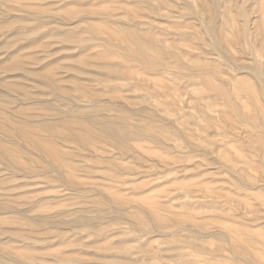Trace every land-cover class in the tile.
Segmentation results:
<instances>
[{"label": "rangeland", "instance_id": "374dc122", "mask_svg": "<svg viewBox=\"0 0 264 264\" xmlns=\"http://www.w3.org/2000/svg\"><path fill=\"white\" fill-rule=\"evenodd\" d=\"M191 2L190 6H184L180 0H0V11H3L0 16L1 18L4 17L0 18V83L2 82L0 90L7 92L9 95H18L20 98L17 99L18 101L16 99L10 101L0 95V100L7 102L10 110L17 109L19 101L26 100L25 95H19L16 90L11 88L12 83H23L25 87L27 85L33 87L26 90L36 94V104L21 107L25 115L36 114L33 115L36 117L30 118L36 119V121L55 115V108L62 110L64 113L71 109V105L59 95L70 97L77 103L80 101L78 103L80 105H88L93 99L89 97L88 100V97L84 98L82 95L83 92H90L92 98L107 101L106 104L102 103V106L113 103L124 109L131 108L135 110L150 106L151 108H148L151 111L144 113L143 117L140 118L133 119L126 113L125 115L128 116L125 117L126 123L144 126L148 134L153 131H150L149 125L159 126L161 124L162 128L159 126L161 129L158 130V137L162 138V142L167 140L166 138L170 139L163 142L166 145H160L150 139L140 138L132 144L138 162L114 160V164L105 163V166L104 162H102V166L101 161L95 159L97 157L94 155L93 158H95L91 157V159L90 152L88 153L74 142H69V147L63 148V150L76 153V157L72 159L76 160L79 166L90 168L94 164L93 166H97L98 169H95V171H98L96 174L77 175L76 182L80 184L78 187L84 191L76 194L70 192L64 185H53L51 183L58 179V174L49 165L50 158H47L48 156L46 157L38 151H36L35 156L28 145L24 147L25 149L21 146L14 148L11 146L14 149L15 157H20L21 152L19 151L21 150L22 153H25L20 158L22 164L27 162V165L33 166L35 164L27 159L28 155L36 160L37 173L34 178L28 174L9 177L3 174V176H0L2 185L3 181H7L8 183L4 182L3 186L8 190H12V192L14 191L13 193L17 196L14 201L12 200V203L17 206L16 209L19 211V213L0 214V225L6 227L11 234L22 235L21 238L13 235L0 236V253L11 251L14 255L16 254L15 259H12L11 262L0 261V264H14L13 262L17 258L22 263L26 262L24 264H57L54 261L56 257L102 264H113L114 262H121L120 264H178V262L179 264H248L249 261H254L255 264H264V128L260 124L258 112L261 111L260 107L264 105L262 104L264 93H261V84L254 73L257 72L264 81V0H216V2L214 0L210 6L214 8H211L212 13L217 12L215 17H212L211 13L205 12L198 5L199 1L191 0ZM151 4L158 7L159 11L151 9ZM196 12L197 14H195ZM238 14L242 15V18L238 17ZM227 15H229V21L236 20L238 29L244 30L240 23L245 17V19L251 21L249 39L245 41L237 39L236 50H232L237 65L247 68L246 72L243 71L238 77H244L243 80L249 84L250 82L253 85L256 83V86L251 84L253 91L251 89L246 90V92L240 91L239 100L237 101L238 106H242L239 111L240 117L231 108L232 106L227 102V98L216 97L214 92L210 91L214 88L213 86L223 84L224 87L229 89L230 85L227 79L234 75L227 61L230 52L228 45L226 46L225 42H221L220 48L222 49L218 51L219 54L217 51L215 53L210 47L212 42L205 32V26L215 25L216 30L217 27L221 29L220 32L217 30L218 33H222L223 29L220 25L226 22V20H223L227 19ZM107 16H110L113 22L120 21L123 24L127 22L125 24L134 25L135 30H138L136 32L137 38L145 41L140 45L143 48H140L142 50L145 48L148 53H146L147 56L153 59V62L158 60L162 61L163 64L166 63L168 71L158 74L154 72V74L145 70L138 62H134V59L132 60L130 57V53L123 50L129 46V43L123 38L118 27L112 26L111 20ZM111 31L115 32L118 37L115 35L110 36ZM65 34L83 41L84 48L71 47V50H67L66 48H70L71 45H64L58 39ZM222 34L229 37L226 32ZM148 35H150V38ZM147 39H152L153 44L149 46ZM156 41L159 44L157 46ZM111 42H114L115 45ZM138 42L141 43V41ZM170 46L173 47L170 48ZM160 48L164 50L161 51ZM163 54L165 55L164 58ZM15 60L25 62L23 68L36 72V76H24L21 71L16 70V72L6 71L15 68L13 64ZM201 61L206 67L208 66L207 70L210 71L208 74H204V77L207 76L208 79L204 78L203 74L198 75L193 71ZM106 62L110 65H107ZM99 63L104 65H102V70ZM181 63L186 67L180 65ZM105 66L106 68H104ZM109 66L118 71L108 73L106 69ZM256 67L259 68L255 70ZM97 69H100V71ZM90 72L93 73L90 74ZM211 72H218V77L213 79ZM123 74L131 75L133 80L117 81L119 75ZM14 76L18 77V80L11 78ZM250 76L251 79H249ZM50 79L56 80L61 90L51 88L48 85ZM217 80L222 84H219ZM136 84H138V87ZM256 87L257 91H255ZM203 91L206 92L205 95L202 94ZM248 91L251 95L248 94ZM139 94L141 95L139 96ZM254 98L255 100H253ZM155 101L165 104L163 106L159 104V107L164 109V113L157 110ZM209 102L214 104H209ZM106 107L104 111L100 112L105 117L109 116L107 118H110V116L117 114L109 106ZM154 107L156 111H154ZM242 108L244 109L242 110ZM198 111L202 115L200 118L198 117ZM67 119H71V117H67ZM132 120H134V123H132ZM167 122L172 123L171 125L174 126V130L172 129L174 135L171 134ZM182 126L186 130L183 131ZM187 129L191 130V133H188ZM36 133L43 137L48 136V132L37 125ZM182 133L189 147L185 146L183 140L179 139ZM5 145L8 146V143H5ZM191 147L196 149L193 151ZM109 150L112 152L105 154V156H111L115 153L111 148ZM77 152L81 156H85L77 157ZM205 152H208L209 157L205 156ZM258 152L262 155H259ZM111 165L117 170L131 167L135 169L138 175L131 178L126 177L127 179L121 177L113 181L105 176L117 171ZM2 168L6 167L0 163V169ZM55 168L58 169V172H63L61 168ZM234 170L241 172L242 179H244H241L242 183L237 181L233 173ZM100 171L102 174H100ZM141 172H144V175L140 174ZM252 181H256L255 184ZM121 198L123 199L120 206L122 211H116V209L112 211L116 206V200ZM153 203L166 207L163 209L164 211L162 210L163 214L164 212L166 214L169 209L168 212L172 215H170L171 219L175 220V223H170L167 227L151 224L153 218L149 216V208ZM98 208L108 212L103 218L97 219L96 229L99 230V233L92 234L79 227L72 228L68 226L80 215L95 218ZM193 209L195 212L197 210L196 214ZM215 211L217 214H215ZM28 217H36L37 219L51 217L55 224L53 222L51 225L36 226L34 229L26 226L16 228L17 221L22 224L24 219ZM165 217L167 218L168 214ZM210 219L215 220L216 224ZM206 223L208 224L206 225ZM221 223L225 226L220 225ZM231 226L233 227L231 228ZM240 227L247 228L242 230ZM248 228L254 230L250 232ZM222 231L228 234L225 235ZM198 233H200L199 235L206 234L205 236H199ZM236 233L240 234L236 235ZM236 236L243 240V244H246L245 247L239 248L234 244L232 240L237 238ZM245 236H248V238H245ZM27 237L28 239H26ZM247 239L254 240H252V243H248ZM261 247L262 249L258 250ZM253 249L257 250L254 251ZM244 251H247L248 254ZM262 252L263 255L261 256ZM252 255L256 258L254 259ZM25 257L29 259L27 260ZM180 261L185 262L181 263Z\"/></svg>", "mask_w": 264, "mask_h": 264}, {"label": "bare ground", "instance_id": "6f19581e", "mask_svg": "<svg viewBox=\"0 0 264 264\" xmlns=\"http://www.w3.org/2000/svg\"><path fill=\"white\" fill-rule=\"evenodd\" d=\"M86 1V0H85ZM154 1V0H153ZM167 1V0H166ZM181 3L184 5V6H190V2L191 0H180ZM193 1V0H192ZM196 1H199L200 3L198 5L201 6V8L207 12L208 14L211 13L210 15H212V17H215L217 12H211V3H213L214 0H196ZM64 2V1H63ZM146 2V1H145ZM161 2V1H160ZM163 2V1H162ZM195 2V1H194ZM216 2V0H215ZM234 2V1H233ZM192 3V2H191ZM152 5V4H151ZM160 5V4H159ZM162 5V4H161ZM169 5V4H168ZM193 5V4H192ZM158 6V5H156ZM173 6V5H172ZM216 6V5H215ZM213 6V7H215ZM151 9L153 10H156L157 12L159 11L157 8L158 7H154L153 5L150 6ZM166 7V5H165ZM19 8V7H18ZM161 8V7H160ZM220 8V6H219ZM233 8V7H232ZM236 8V7H235ZM146 9V8H145ZM187 9V8H186ZM189 9V8H188ZM198 9V8H197ZM214 9V8H212ZM218 9V7H217ZM193 10V9H192ZM216 10V9H215ZM213 10V11H215ZM224 10V9H223ZM222 10V11H223ZM225 11V10H224ZM6 12V11H5ZM150 12H152V10H150ZM156 12V14H157ZM168 12V11H167ZM243 12V11H242ZM246 12V10H245ZM3 13V11L1 10L0 11V15ZM228 13V11H227ZM244 13V12H243ZM173 14V13H172ZM197 14V12L195 13ZM231 14V12H230ZM5 15V14H4ZM193 15V14H192ZM236 15V14H235ZM11 16V15H10ZM197 16V15H196ZM200 16V15H199ZM22 17V15H21ZM118 17V16H117ZM160 17V16H159ZM180 17V16H178ZM201 17V16H200ZM219 17V15H218ZM217 17V19H218ZM222 17H224L222 15ZM232 17V16H231ZM235 17V16H234ZM238 17L242 18V15L238 14ZM1 18V16H0ZM4 18V17H2ZM1 18V19H2ZM17 18V17H16ZM24 18V17H23ZM32 18H35V17H32ZM85 18V17H84ZM83 18V20H84ZM108 19L111 20V17L110 16H107ZM203 18V17H202ZM246 18V17H245ZM242 19L240 23V25L242 27H244V30L242 29H238L237 25H236V20H232V21H229V15H227V19H224L223 21L226 20V22H224L223 24L220 25V27L223 29L222 30V33L223 32H226L229 37L227 36H224L222 33H218V31L220 32L221 29H218L217 27V30L215 28V25H207L205 26V32L209 38V40L212 42L210 47L212 48V50L216 53H218V51L222 48L221 47V42H225L226 46L228 45V48L230 49V52L228 53V57H227V61H228V64H229V68L231 69V72L234 74V75H231L230 77H228L227 81H228V84L230 85V88H226L224 87V84L223 85H218V86H213L214 88L210 91H213L214 92V95L216 97H220V98H227V102H229V104L232 106H230L231 108H233L234 112H236V114L238 113L239 115V111L241 110V107L242 106H238V100H239V96H240V91L242 92H246V90L248 89H251L253 91V87L251 86V82L250 84L243 80V78H240L238 77V75L240 73H242L243 71L246 72V67H241V65H237V62H236V59H235V55L233 54V51L232 50H236V41L237 39H242V41L244 40H247L249 39V35H250V25H251V21L250 20H247V19ZM7 19V18H6ZM10 19V18H9ZM30 19V18H29ZM200 19V18H199ZM16 20V19H15ZM79 20V19H78ZM82 20V19H81ZM104 20V19H103ZM109 20V21H110ZM161 20V19H160ZM208 20V19H207ZM219 20V19H218ZM217 20V21H218ZM108 21V20H107ZM131 21V20H130ZM222 21V22H223ZM258 21V20H257ZM216 22V21H215ZM213 22V23H215ZM239 22V21H238ZM254 22V21H253ZM68 23V22H67ZM110 23L112 24V26L114 27H118V30L121 32L123 38L129 43V46L124 48L123 50L126 51V52H129L130 53V57L131 59L135 62H138V64H140L145 70H148L150 71L151 73H163V72H166L168 71L167 70V66L165 64L162 63V61H155L153 62L154 60L151 59L149 56H147V52L145 51V48L144 50H142L140 45L143 44V42L145 43V41H143L142 39L140 40V38L138 39L137 38V31L135 30V26L134 25H131V24H125L127 22H125L124 24L121 23L120 21H110ZM205 23V21L203 22V24ZM259 23V22H258ZM70 24V23H69ZM74 24V23H73ZM133 24V23H132ZM206 25V24H205ZM219 25V23H218ZM255 25V24H254ZM67 26V25H66ZM72 26V25H71ZM240 27V26H239ZM256 28V27H255ZM61 29V28H60ZM65 29V28H64ZM63 29V30H64ZM69 29V28H68ZM114 29V28H113ZM57 30V29H55ZM59 30V29H58ZM72 30V29H71ZM78 30V29H77ZM225 30V31H224ZM252 31V30H251ZM61 32V30H60ZM90 32V31H89ZM142 32V31H141ZM59 33V31H58ZM63 33V32H62ZM60 34V33H59ZM140 34V33H139ZM203 34V32H202ZM93 35V34H92ZM109 35H115V32H112L109 33ZM226 35V34H225ZM264 35V34H263ZM58 36V35H57ZM150 35H148L149 37ZM17 38V36H15ZM61 38H58L59 40H61V42L65 45H71L70 48H66L67 50H71V47H78V49H82L84 48L83 46V41L81 40H77L76 38H74L72 35H63V36H60ZM118 37V36H117ZM262 37V36H261ZM15 38V39H16ZM113 38V37H112ZM150 38V37H149ZM152 38V37H151ZM201 38V37H200ZM260 38V37H259ZM93 39V38H92ZM105 39V38H104ZM144 39V38H143ZM156 39V38H155ZM262 39V38H261ZM111 40V39H109ZM118 40V39H117ZM148 42L147 44L150 46L151 44H153L154 41H152V39H147ZM97 41V40H96ZM108 41V40H107ZM138 41H141V43H139ZM159 41V40H158ZM18 42V41H17ZM157 42V41H156ZM255 42V41H254ZM9 43V42H8ZM114 44V42H111ZM160 43V42H159ZM3 44V43H2ZM89 44V43H88ZM87 44V45H88ZM91 44V43H90ZM93 44V42H92ZM107 44V43H106ZM127 44V43H126ZM146 44V45H147ZM104 45V44H103ZM115 45V44H114ZM145 45V46H146ZM159 45L158 42L156 44V46ZM171 45V44H170ZM241 45V44H240ZM148 46V47H149ZM224 46V45H222ZM141 47V48H140ZM161 47V46H160ZM163 47V46H162ZM167 47V46H166ZM173 47V46H172ZM170 46V48H172ZM253 47V46H252ZM122 48V47H121ZM151 48V47H150ZM149 48V49H150ZM154 48V47H153ZM241 48V47H240ZM157 49V48H155ZM178 49V48H177ZM176 49V50H177ZM200 49V48H199ZM152 50V49H150ZM159 50V49H158ZM161 50V48H160ZM164 50V49H162ZM161 50V51H162ZM169 50V49H168ZM175 50V49H174ZM64 51V50H63ZM66 51V50H65ZM145 51V52H144ZM160 51V52H161ZM173 51V50H172ZM170 51V52H172ZM178 51V50H177ZM228 51V50H227ZM112 52V51H111ZM125 52V53H126ZM153 52V51H152ZM156 52V51H155ZM167 52V51H166ZM68 53H72V52H68ZM147 53V54H146ZM163 53V52H162ZM161 53V55H162ZM169 54V52H167ZM179 53V52H178ZM182 53V52H181ZM186 54V52H185ZM219 54V53H218ZM237 54V53H236ZM159 55V53H158ZM164 55V54H163ZM176 55V54H175ZM174 55V57H175ZM189 56V54H187ZM212 55V54H211ZM127 56V55H126ZM151 56V55H150ZM154 56V55H152ZM172 53H171V57H172ZM182 56H184V54H182ZM217 56V55H216ZM165 57V55L163 56V58ZM168 57V56H167ZM180 57V56H178ZM153 58V57H152ZM155 58V57H154ZM162 58V57H161ZM177 58V57H176ZM175 58V59H176ZM185 58V57H183ZM225 58V57H224ZM11 59V58H10ZM157 59V58H156ZM155 59V60H156ZM171 59V58H170ZM179 60L181 58H178ZM74 60V59H73ZM173 60V59H172ZM87 61V60H86ZM106 61V60H105ZM178 61V60H177ZM188 61V59H187ZM198 61V60H197ZM196 61V62H197ZM223 61V60H222ZM246 61V60H245ZM13 62V60H12ZM92 62V61H91ZM100 62V61H99ZM110 62V61H109ZM165 62V61H164ZM174 62V61H173ZM180 62V61H179ZM178 62V63H179ZM202 62V61H201ZM201 62L199 64H197V67L194 68L193 71L196 72V74L200 75V74H203V77L205 76L204 74H208L210 71L207 70L208 66L206 67V65L201 64ZM25 62H22V61H19V60H15V62L13 63L15 66V68L11 69V70H6V71H21L22 74L24 76L26 75H29V76H36V72H33L29 69H25L23 68L24 67V64ZM108 63V62H106ZM168 63V62H167ZM185 63V62H184ZM193 63V61H192ZM240 63V62H239ZM238 63V64H239ZM100 64V68L101 70L103 69V64L102 63H99ZM98 64V65H99ZM112 64V62H111ZM123 64V63H122ZM137 64V65H138ZM187 64V63H186ZM190 64V63H189ZM103 65V66H102ZM107 65H110L109 63ZM180 65H183L182 63ZM188 65V64H187ZM209 65V64H208ZM79 66V65H78ZM131 66V65H130ZM136 66V65H135ZM185 66V65H183ZM190 66V65H188ZM244 66H248V65H244ZM81 67V66H80ZM117 67V66H116ZM186 67V66H185ZM191 67V66H190ZM216 67V66H215ZM106 68V66L104 67ZM182 68V67H180ZM188 68V67H187ZM192 68V67H191ZM212 68V66H211ZM259 67H256L255 70H257ZM176 69V68H175ZM178 69V68H177ZM213 69V68H212ZM216 69V68H215ZM79 70V69H78ZM81 70V69H80ZM100 71V69H97ZM105 70V69H104ZM108 73H112V72H117L118 70L109 66L107 69ZM218 70H219V66H218ZM249 70V68H248ZM252 70V69H251ZM15 71V72H16ZM172 71V70H170ZM221 71V70H220ZM82 72V71H81ZM86 72V71H85ZM179 72H181L179 70ZM190 72V71H189ZM249 72V71H248ZM253 72V71H252ZM19 73V72H18ZM93 73V72H90V74ZM154 73V74H155ZM255 73V77L256 79H258V81L260 82L261 84V88H262V94L264 93V81L260 78L259 74L257 72H254ZM81 74V73H80ZM116 74V73H115ZM120 74V73H119ZM147 74V73H146ZM192 74V73H190ZM212 77L214 79V77H218V72L216 73H212L211 72ZM220 74V73H219ZM224 74V73H222ZM252 74V73H250ZM254 75V74H252ZM17 76V75H16ZM11 77L12 79L14 80H18V77ZM117 76H118V73H117ZM194 76V75H193ZM202 76V75H201ZM210 76V75H208ZM241 76V75H240ZM244 76V75H243ZM248 76V75H247ZM246 76V77H247ZM184 77V76H183ZM191 77V76H190ZM202 77V78H203ZM207 77V76H206ZM204 77V78H206ZM221 77V76H219ZM93 78V77H92ZM95 78V77H94ZM98 78V77H96ZM185 78V77H184ZM222 78V77H221ZM208 79V78H206ZM219 79V78H218ZM251 79V76L250 78ZM116 80V79H115ZM131 81L133 80V77L131 75H127V74H123V75H119V79L117 81ZM211 81V79H209ZM220 80V79H219ZM217 80V82L219 81ZM198 81V80H197ZM208 81V80H207ZM10 82V81H9ZM12 82V81H11ZM121 82V81H120ZM2 83V82H1ZM0 83V85H1ZM58 82H56V80L54 79H50V81H48V85L53 88L54 90H61L59 87H58ZM106 83V82H105ZM117 84V82H115ZM132 83V82H130ZM137 83V82H136ZM145 83V82H143ZM203 83V82H202ZM213 83V82H212ZM253 83H254V80H253ZM28 84V83H26ZM103 84V83H102ZM107 84V83H106ZM122 84V83H121ZM139 84V83H138ZM138 84L137 87H138ZM211 84V83H210ZM219 84H222L220 83L219 81ZM256 84V83H255ZM254 84V85H255ZM259 84V85H260ZM25 84H15V83H12L10 86L13 90H16L17 93H19V95H25V99L28 100H22V101H19V106L17 107V109L15 110H10L9 107H8V103L5 102V101H1L0 100V163L3 164V166L5 165L6 168H2L0 169V176H3V174H6L9 176H13V175H21V174H28L30 177H36V173H37V170H36V160L32 159L29 155H28V160L32 161L33 163H35L33 166H30L27 165L28 162L25 164H22L20 158H21V155L23 156V153H22V150L19 151L21 152L20 154V157H15L14 155V147H26V145H28L29 147H31L32 149V152L33 154L36 156V151H38L40 154H44L47 158H50V163L49 165L52 167V170L57 172L58 174V179H55V181L51 182L53 183V185L55 184H60V185H64L66 187V189L70 190V192L72 193H81L83 192L84 190H82L80 187V184H78V182H76V178L78 177L77 175L79 174H85V175H88V174H96L98 173V169H97V166H93L91 165L90 168H86L84 166H79L77 164V161L72 159L73 157H76L74 153L72 152H68L67 150H63V148H66V147H69L68 144H70L69 142H74L76 143L77 145H79V147H81L82 149H84L85 151H87L88 153L90 152V158L92 157L93 158V155L97 158L95 159H99V161H101V165H102V162H104V166H105V163H108L109 165L110 164H114V160L117 161V160H122V161H139L137 160V155H135V150L133 149L132 147V144H134V142L140 138H147V139H150L154 142H158V144L160 145H166V144H163L164 141H168L170 139L166 138L167 140H163L162 142V138L158 137V130H160L162 128L161 124L159 126H161V128L159 126H154V125H149V127L151 128V133L148 134L147 132V129L144 127V126H137V125H129L126 123V118L128 116H126L125 114L128 113L130 115L131 118H140V117H143V114L144 113H149V111H151V107L148 108V107H143L141 108L140 110H135V109H124V108H121L119 106H117L116 104H110L108 105L109 108H112L113 110H115L117 112L116 115L114 116H110V118H107L105 117V115L103 113H100L101 111H104L105 106H102V103H107V101H102V100H99L98 98H95L93 97L92 98V94H90V92H83V95L84 98H87L88 97V100H89V97H91V103L90 104H86V105H80L78 103H80V101L77 103L75 101H73L72 99L67 98L65 96H61L59 95L60 97H62L67 103H69L71 105V109L67 112V113H64L62 110H59L58 108H55V112L56 114L53 115V116H50L46 119H41L40 121H36V119H30L31 117H36V116H33V115H36V114H33V115H25L23 113V110H22V107L21 106H26V105H29V104H36V94L34 93H31L29 92L28 88H33L32 86L28 87H25L24 86ZM74 85V84H73ZM253 85V84H252ZM253 85V86H254ZM76 86V85H74ZM207 86V85H205ZM256 86V85H255ZM77 87V86H76ZM136 87V86H135ZM150 87V86H148ZM6 88V87H4ZM78 88V87H77ZM206 88V87H204ZM209 88V87H208ZM79 89V88H78ZM147 89V87H146ZM202 89V88H201ZM210 89V88H209ZM257 87L255 88V91ZM30 90V89H29ZM81 91H83L82 89H80ZM139 90V88H138ZM143 90V88H142ZM5 91V90H4ZM20 91V92H19ZM77 91V90H75ZM98 91V90H97ZM109 91V90H108ZM155 91V90H154ZM209 91V90H208ZM254 91V92H255ZM212 92V94H213ZM249 92V91H248ZM104 93V92H103ZM152 93V92H151ZM206 94L205 91H203L202 94ZM252 93V92H251ZM258 93V92H256ZM78 94V93H77ZM105 94V93H104ZM142 94V93H141ZM139 94V96L141 95ZM158 94V93H157ZM161 94V93H160ZM204 94V95H205ZM247 94V93H246ZM250 94V92L248 93ZM0 95L3 96L5 99H8V100H15L18 101L20 98L19 96H14V95H9L7 92H3V90H0ZM149 95V93H148ZM147 95V96H148ZM156 95V93H155ZM166 95V94H165ZM203 95V96H204ZM210 95V94H209ZM251 95V94H250ZM255 95V94H254ZM259 95V93H258ZM86 96V97H85ZM108 96V95H107ZM151 96V94L149 95ZM160 96V95H159ZM198 96H201V95H198ZM73 97V96H72ZM111 97V96H110ZM153 97V96H152ZM161 97V96H160ZM197 97V96H196ZM258 97V96H257ZM255 97V98H257ZM144 98V97H143ZM253 98V97H252ZM255 98L253 100H255ZM259 98V97H258ZM18 99V100H17ZM133 99V98H131ZM135 99V98H134ZM138 99V97H137ZM159 99V97H158ZM217 99V98H216ZM87 100V99H86ZM107 100V99H106ZM112 100V99H111ZM118 100H120L118 98ZM156 100V99H155ZM160 100V99H159ZM224 100V99H222ZM15 101V102H16ZM161 101H163L161 99ZM207 101V100H206ZM206 101H205V105H206ZM221 101V100H220ZM226 101V100H225ZM256 101H259V100H256ZM254 101V102H256ZM141 102V100H140ZM156 102V106H157V110H160V111H163L164 113V109H161L159 106V104H161L162 106L165 105L163 102H160V103H157L158 101H155ZM172 102V101H171ZM198 102V101H197ZM196 102V103H197ZM203 102V101H201ZM85 103V102H84ZM116 103V102H115ZM144 103V102H143ZM192 103V102H191ZM222 103V102H221ZM220 103V104H221ZM226 103V102H225ZM261 103V102H260ZM12 104V103H11ZM82 104V103H81ZM139 104V103H138ZM158 104V105H157ZM199 104V103H198ZM209 104H214V103H210ZM224 104V103H223ZM256 104V103H255ZM254 104V105H255ZM262 104H264V102H262ZM119 105V104H118ZM122 105V104H121ZM170 105V104H169ZM227 105V104H226ZM257 105V104H256ZM107 106V107H108ZM152 106V105H151ZM198 106V105H197ZM213 106V105H212ZM261 106V105H259ZM106 107V108H107ZM153 107V106H152ZM200 107V105H199ZM205 107V106H204ZM214 107V106H213ZM218 107V106H217ZM221 107L224 108V106L221 105ZM244 107V106H243ZM127 108V107H126ZM169 108V106H168ZM205 108H208L207 106ZM212 108V107H211ZM228 108V107H227ZM245 108V107H244ZM242 108V110L244 109ZM14 109V108H13ZM25 109V108H23ZM153 109V108H152ZM155 109V107H154ZM213 109V108H212ZM261 111H257L259 112V116H260V124L262 126V128H264V105L260 107ZM109 110V109H107ZM113 110H110V111H113ZM187 110V109H186ZM207 110V109H206ZM228 110V109H227ZM156 111V109L154 110ZM167 111V110H166ZM170 111V110H169ZM183 111V110H182ZM212 111V110H210ZM193 112V111H192ZM214 112V111H212ZM211 112V114H212ZM247 112V111H246ZM158 113V112H157ZM198 117L200 118L202 115H201V112L198 111ZM106 114V113H105ZM168 114H171V113H168ZM217 115V113H215ZM25 115V116H23ZM147 115V114H146ZM182 115V114H181ZM214 115V113H213ZM212 115V116H213ZM148 116V115H147ZM241 115H239L240 117ZM67 117H71V119H67ZM126 117V118H125ZM169 117V116H168ZM196 117V116H195ZM194 117V118H195ZM209 117V116H208ZM129 118V119H131ZM149 118V117H148ZM190 118V117H189ZM193 118V119H194ZM206 118V117H205ZM244 118V116H243ZM257 118V117H256ZM145 119V118H143ZM151 120V118H149ZM191 119V118H190ZM210 119V118H209ZM218 119V118H216ZM228 119V118H226ZM164 120V118H163ZM167 120V119H166ZM233 120V119H232ZM134 120H132V123ZM144 121V120H143ZM165 121V120H164ZM169 121V120H168ZM171 121V120H170ZM173 121V120H172ZM192 121V120H191ZM195 121V119H194ZM214 121V120H213ZM212 121V122H213ZM49 122V123H48ZM201 122V120H200ZM259 122V121H258ZM164 123V122H163ZM202 123V122H201ZM254 123V122H253ZM257 123V122H256ZM255 123V124H256ZM137 124V123H136ZM172 123H169L167 122V126H169V130H171V134H175L173 132V127L171 125ZM252 124V123H250ZM36 125L40 128H42L43 130L45 129L47 132H48V136L47 137H43L41 135H39L38 133H36ZM140 125V124H138ZM200 125V124H199ZM253 125V124H252ZM172 126V127H170ZM164 127V125H163ZM181 127V126H180ZM184 128V126H182ZM231 128V127H230ZM165 129V128H164ZM173 129V130H172ZM235 129V128H234ZM155 130H157V132H155ZM186 130L185 128L183 129V131ZM188 130V129H187ZM207 131H209L208 129H206ZM177 132V130H175ZM165 132V131H164ZM188 133L190 132L191 133V130L187 131ZM205 132V131H204ZM158 133V134H157ZM181 133V132H180ZM187 133V134H188ZM206 133V132H205ZM203 133V134H205ZM233 133V132H232ZM165 134V133H164ZM202 134V133H201ZM238 135V134H237ZM236 135V136H237ZM246 135V134H245ZM161 136V135H159ZM177 136V135H176ZM194 136V135H193ZM211 136V135H210ZM230 136V135H229ZM170 137V136H168ZM186 137V136H185ZM196 137V136H195ZM213 137V136H211ZM238 137V136H237ZM231 138V137H230ZM247 138V137H246ZM179 139L183 140V144L185 146H188V143L187 141L184 139V135L182 133L181 137H179ZM191 139V138H190ZM244 139V138H243ZM224 140V139H223ZM191 141V140H190ZM189 141V142H190ZM262 141V140H261ZM165 142V143H166ZM173 142V141H172ZM194 142V141H193ZM5 143H8V146L5 145ZM136 143V142H135ZM195 144V143H194ZM199 144V143H198ZM202 144V143H201ZM137 145V144H136ZM13 146V148L11 147ZM175 146V144H174ZM20 147V148H21ZM71 147V146H70ZM111 148L112 150H114L115 153L111 154V156H105V154H109L111 153L112 151L109 150V148ZM141 147V145H140ZM169 147V146H168ZM189 147V146H188ZM247 147V146H246ZM249 148V147H248ZM251 148V147H250ZM25 149V148H24ZM192 149V147H191ZM196 148H193L192 150L194 151ZM205 149V147H204ZM264 149V148H263ZM202 150V149H201ZM250 150V149H249ZM252 150V149H251ZM203 151V150H202ZM253 151V150H252ZM18 152V151H17ZM15 152V153H17ZM79 152V150H78ZM77 152V153H78ZM263 152V151H262ZM19 154V153H18ZM17 154V155H18ZM245 154V153H244ZM259 154V152H258ZM262 155V153H260ZM259 154V155H260ZM25 155V153H24ZM27 155V154H26ZM258 155V157H259ZM85 155L81 156L80 153H78V156L77 157H84ZM205 156H208L209 157V154L208 152H205ZM242 156V155H241ZM34 157V156H33ZM213 157V156H212ZM261 157V156H260ZM91 158V159H92ZM93 158V159H94ZM211 158V157H210ZM221 158V157H220ZM240 158V157H239ZM262 158V157H261ZM25 159V158H24ZM81 159V158H80ZM209 159V158H208ZM218 159V158H217ZM247 159V158H246ZM263 159H264V155H263ZM26 160V159H25ZM88 160V159H87ZM86 160V161H87ZM99 161H96V162H99ZM144 161V160H142ZM219 161V160H218ZM222 161V159H221ZM250 161V160H249ZM75 162V163H73ZM90 162V161H89ZM145 162V161H144ZM148 162V161H146ZM81 163V162H80ZM90 163H93V162H90ZM262 163V161H261ZM228 164V163H227ZM82 165V164H81ZM87 165H88V162H87ZM96 165V164H95ZM97 165H99L97 163ZM156 165V164H155ZM164 165V164H163ZM166 165V164H165ZM206 165V164H205ZM93 166V167H92ZM103 166V165H102ZM101 166V167H102ZM112 166V165H111ZM122 166V164H121ZM215 166V165H214ZM253 166V165H252ZM256 166V165H255ZM44 167V166H43ZM61 168L63 170V172H58V169L56 170V168ZM99 167V166H98ZM114 166H112L113 168ZM169 167V166H168ZM49 168V167H48ZM120 168V167H118ZM131 168V167H130ZM130 168H125L123 170L121 169H116L115 167L113 168L114 170H117L115 173H111V174H104L106 177L112 179L113 181H116L118 179H120L121 177H135L137 174V172H135V169H130ZM159 168V167H158ZM95 169H97L95 171ZM174 169V168H173ZM229 170V169H228ZM51 171V170H50ZM230 171V170H229ZM144 172H141L140 174H143ZM235 177L237 178V181L240 182L241 179H242V175H241V172L239 170H234L233 171ZM232 173V174H233ZM100 174H102V172L100 171ZM165 174V173H164ZM245 174V173H244ZM144 175V174H143ZM146 175V174H145ZM245 176V175H244ZM246 178V177H245ZM248 178V177H247ZM18 179V178H17ZM127 179V178H126ZM261 179V178H260ZM104 180V179H103ZM244 180V179H242ZM9 181V180H8ZM48 181V180H47ZM258 181V180H257ZM1 182V180H0ZM4 182L6 183L7 181H3V185H4ZM15 182H16V178H15ZM246 182V180H245ZM251 182V181H250ZM249 182V183H250ZM253 182V181H252ZM256 182V181H255ZM255 182H253L255 184ZM263 182V181H262ZM8 183V182H7ZM105 183V182H104ZM108 183V182H107ZM127 183V182H126ZM242 183V181H241ZM0 214H5V213H19V211L16 209L17 206L13 205L12 203V200L14 201V198L17 197L15 195V193L12 192V190H8L7 188H5L3 185H2V182L0 183ZM246 184V183H245ZM244 184V185H245ZM264 184V183H263ZM243 185V184H242ZM261 185V184H260ZM259 185V186H260ZM19 186V185H17ZM15 189L17 187H14ZM13 188V190H14ZM19 188V187H18ZM20 190V189H19ZM18 190V191H19ZM16 191V192H18ZM99 192V191H98ZM100 193V192H99ZM216 194V193H215ZM216 196V195H215ZM219 196V195H218ZM217 197V196H216ZM218 198V197H217ZM213 200V199H212ZM217 201V200H216ZM116 206H114L115 208L112 209V211H114L116 209V211L120 210V206L121 204L123 203V199H118L116 200ZM115 203V202H114ZM237 203V202H236ZM247 204V203H246ZM245 206V205H244ZM243 206V207H244ZM166 208V207H165ZM161 204H152L150 206V215L149 216H152L153 220H151V224L153 225H157L159 227H167L170 223L173 224V222L175 223V220L171 219V214L168 209L167 213L168 214V217L166 218V214L164 212V214L162 213V210L165 209ZM188 209V207H186ZM190 209V208H189ZM192 210V209H191ZM194 210V209H193ZM205 210V209H204ZM207 210V209H206ZM212 210V209H211ZM122 211V210H120ZM164 211V210H163ZM172 211V210H171ZM214 211V210H213ZM125 212V210H124ZM191 212V211H190ZM195 212V210H194ZM197 212V210H196ZM195 212V214H196ZM203 213V210L201 211ZM205 212V211H204ZM200 213V211H199ZM212 213V212H211ZM263 213V212H262ZM108 214V212L105 210L103 211L101 208H98L97 209V214L95 216V218H90L86 215H80L76 220L74 219L72 222H70L69 220V224L68 226L69 227H72V228H81L83 230H87L88 232L92 233V234H95V233H99L96 229V222H97V219H101L103 218L104 216H106ZM148 214V213H147ZM187 214H190V213H187ZM201 214V213H200ZM214 214V213H213ZM215 214H217V212L215 211ZM171 215V216H170ZM43 216V215H42ZM58 216V214H57ZM56 216V217H57ZM199 216V215H198ZM197 216V217H198ZM202 216V215H201ZM47 217V216H46ZM52 217V216H51ZM51 217H48V218H42V219H37L36 217H28L26 219H24V222L22 224L19 223V221H17L18 223L15 224L16 228L20 227V226H26V227H29L30 229L31 228H36V226H41V225H51L54 220L51 218ZM195 217V216H193ZM149 218V217H148ZM173 218V217H172ZM151 219V218H150ZM196 219V218H195ZM213 219V218H212ZM58 220V219H57ZM61 220H63V218H61ZM211 220V219H210ZM67 221V220H66ZM194 221V220H193ZM198 221V220H197ZM196 221V222H197ZM211 221H214V224L215 223V220H211ZM220 221V220H219ZM218 221V222H219ZM259 221V220H258ZM57 222V221H56ZM60 222V221H59ZM68 222V221H67ZM179 222V221H178ZM189 222V221H188ZM195 222V221H194ZM199 222V221H198ZM210 222V221H208ZM217 222V221H216ZM221 222V221H220ZM64 223V222H63ZM62 223V224H63ZM181 223V222H180ZM200 223V222H199ZM212 223V222H210ZM55 224V222L53 223ZM178 224V223H177ZM202 224V223H201ZM208 223H206L207 225ZM223 223H221L220 225H222ZM59 225V224H58ZM199 225V224H198ZM204 225V224H203ZM213 225V224H212ZM219 225V226H220ZM225 226V224H223ZM222 225V226H223ZM14 226V227H15ZM66 226V225H65ZM67 226V227H68ZM177 226V225H176ZM215 226V225H214ZM223 226V227H224ZM202 227V226H201ZM229 227V226H228ZM233 226H231L232 228ZM242 227V226H241ZM240 227V228H241ZM236 228H239V227H236ZM243 228H247V227H243ZM243 228H241L243 230ZM2 229V231H0V236H5V235H9V236H18L19 238H21L20 235H16L15 234H11V232L5 227H2L0 225V230ZM4 229V230H3ZM99 229V228H98ZM157 229V228H156ZM177 229V228H176ZM235 229V228H234ZM239 229V230H241ZM249 229V228H248ZM37 230V229H36ZM159 230V229H158ZM168 230V229H167ZM175 230V229H174ZM196 230V229H195ZM217 230V229H216ZM215 230V231H216ZM238 230V232H239ZM250 230V229H249ZM251 230H254L253 228ZM250 230V232H251ZM197 231V230H196ZM213 231V232H215ZM245 231V230H244ZM248 231V230H247ZM255 231H258V230H255ZM29 232V231H28ZM160 232V231H158ZM163 232V231H162ZM175 233V231H173ZM172 232V233H173ZM198 232V231H197ZM224 232V231H222ZM202 233V232H200ZM198 233V235L200 234ZM208 233V232H206ZM205 233V234H206ZM254 233V232H253ZM205 234L203 233V235L205 236ZM225 234V232H224ZM228 234V233H227ZM225 234V235H227ZM233 234V233H231ZM235 234V233H234ZM240 233H236V235H238ZM247 234V233H246ZM60 235V234H59ZM202 234L199 235V236H203ZM252 235V234H251ZM8 236V237H9ZM37 236V235H36ZM196 236V235H195ZM210 236V235H209ZM229 236V235H228ZM249 236V235H248ZM248 236L245 238H248ZM253 236V235H252ZM233 237V236H232ZM235 237V236H234ZM237 237V236H236ZM263 237V235H262ZM31 238V237H30ZM42 238V237H41ZM243 238V237H242ZM23 239V238H22ZM28 239V237L26 238ZM255 239V238H254ZM254 239H250L248 240L247 239V242L248 243H252V240ZM31 240V239H30ZM228 240V239H227ZM245 240V239H244ZM262 240V239H261ZM169 241V240H168ZM174 241V240H173ZM232 241H234V244L237 246V247H245L246 244H243V240H241L239 237L237 238H234ZM35 242H36V237H35ZM190 242V241H188ZM246 242V241H245ZM246 242V243H247ZM256 242V241H255ZM263 242V241H262ZM182 243V242H181ZM192 243V241H191ZM247 243V244H248ZM169 244V243H168ZM258 244V242H257ZM255 244V245H257ZM264 244V243H263ZM260 245V243H259ZM262 245V244H261ZM135 246V245H134ZM120 247V246H119ZM118 247V248H119ZM256 247V246H255ZM199 248V247H198ZM230 248V247H229ZM116 249V248H114ZM138 249V248H137ZM141 249V248H140ZM139 249V250H140ZM259 249H262L261 248H258ZM110 250V249H109ZM117 250V249H116ZM121 250V249H120ZM124 250V249H123ZM143 250V249H142ZM200 250V249H199ZM237 250V249H236ZM244 250V248H243ZM254 250V249H253ZM257 250V249H256ZM254 250V251H256ZM122 251V250H121ZM201 251V250H200ZM207 251V250H206ZM249 251V250H248ZM264 251V250H263ZM0 252H1V246H0ZM203 252V251H202ZM205 252V250H204ZM223 252V251H222ZM244 252H247V251H244ZM261 252V251H260ZM143 253V252H142ZM145 253V252H144ZM152 253V252H151ZM209 253V252H208ZM238 253V252H237ZM254 253V252H252ZM259 253V252H258ZM155 254V253H154ZM153 254V255H154ZM217 254V253H216ZM244 254V253H243ZM248 254V252H247ZM246 254V255H247ZM257 254V252H256ZM260 254V253H259ZM156 255V254H155ZM213 255V254H212ZM237 255V254H236ZM245 255V254H244ZM263 255V252L261 254V256ZM26 256V255H25ZM223 256V255H222ZM248 256V255H247ZM253 256V255H252ZM16 257V254L14 255V253H12L11 251H4L3 254L0 253V261H7V262H11L12 259H15ZM22 257V256H21ZM237 257V256H236ZM258 258L260 257L257 256ZM26 258V257H25ZM31 258V257H30ZM36 258V257H35ZM39 258V257H38ZM183 258V257H182ZM234 258V257H233ZM254 258V256H253ZM256 258V257H255ZM254 258V259H255ZM262 258V257H261ZM27 259V258H26ZM25 259V260H26ZM29 259V258H28ZM27 259V260H28ZM165 259V258H164ZM172 259V258H171ZM184 260V259H183ZM264 260V259H263ZM21 261V260H20ZM17 258V260H15V262H13L14 264H24L22 262H20ZM24 261V260H23ZM54 261L57 263V264H102V263H96V262H88V261H78L77 259L74 260V259H65V258H60V257H56L54 259ZM131 262V261H130ZM181 263L182 262H185V261H180ZM241 262V261H240ZM260 262V261H259ZM121 262H114L113 264H120ZM132 263V262H131ZM139 263V262H138ZM124 264V263H123ZM142 264V263H141ZM179 264V262H178ZM183 264V263H182ZM185 264V263H184ZM237 264V263H236ZM248 264H255L254 261H249Z\"/></svg>", "mask_w": 264, "mask_h": 264}]
</instances>
